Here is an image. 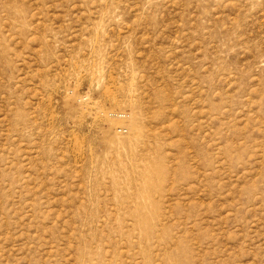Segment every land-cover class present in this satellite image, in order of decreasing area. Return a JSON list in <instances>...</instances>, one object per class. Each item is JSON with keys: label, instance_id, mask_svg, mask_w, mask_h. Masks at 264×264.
<instances>
[{"label": "rangeland", "instance_id": "1", "mask_svg": "<svg viewBox=\"0 0 264 264\" xmlns=\"http://www.w3.org/2000/svg\"><path fill=\"white\" fill-rule=\"evenodd\" d=\"M0 264H264V0H0Z\"/></svg>", "mask_w": 264, "mask_h": 264}]
</instances>
